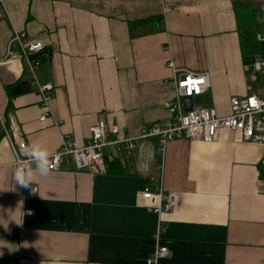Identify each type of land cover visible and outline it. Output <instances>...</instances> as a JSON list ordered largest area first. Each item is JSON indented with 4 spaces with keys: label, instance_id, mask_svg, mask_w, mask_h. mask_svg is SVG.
<instances>
[{
    "label": "crops",
    "instance_id": "obj_1",
    "mask_svg": "<svg viewBox=\"0 0 264 264\" xmlns=\"http://www.w3.org/2000/svg\"><path fill=\"white\" fill-rule=\"evenodd\" d=\"M257 4L3 0L2 129L5 125L12 139L22 136L29 146L38 142L52 154L62 135L86 146L101 120L137 135L169 116L171 59L178 68L210 74V88L193 98L194 109L226 116L232 98L264 94V80L253 67L264 57V43L255 55L243 54L236 13L240 5ZM150 18L154 23H143ZM15 32L45 46L36 76L40 85L54 87L49 110L27 61L8 55ZM46 113L50 117L41 122ZM118 160L125 174H94L71 165L23 188L14 181V154L4 134L0 264H147L162 246L169 255L157 264H264V145L235 142L222 130L214 143L174 141L165 154L156 139L140 141ZM159 175L177 199L175 209L161 216V229L158 215L141 203L144 187ZM33 187L37 195L25 198Z\"/></svg>",
    "mask_w": 264,
    "mask_h": 264
},
{
    "label": "built area",
    "instance_id": "obj_2",
    "mask_svg": "<svg viewBox=\"0 0 264 264\" xmlns=\"http://www.w3.org/2000/svg\"><path fill=\"white\" fill-rule=\"evenodd\" d=\"M253 1L264 5V0ZM3 0H0V5ZM1 16V14H0ZM257 41L264 43V15L263 32L257 35ZM44 44L31 39L25 32H15L8 43V55L20 57L27 61L30 73L33 76L46 110L52 98L54 87L51 84L40 85L36 72L40 68L39 55L45 49ZM170 47L168 48V50ZM256 72L264 73V57L258 56L254 65ZM171 70L170 82L174 85L172 102L169 104V116L160 123L143 127L137 135L125 134L116 125L108 126L101 120L91 129L90 142L79 147L72 136L62 135L60 149L52 154L51 171H58L64 167L74 165L79 171H90L94 174L106 173L107 165L125 155L131 154L140 141L156 139L159 150L165 154L167 146L174 141H190L214 143L218 141L222 130L230 131L235 142H251L264 145V94L234 97L230 101V113L219 116L214 109H190V100L204 94L210 88V74L207 72L194 73L187 69L178 68L173 59L168 62ZM48 112V111H47ZM46 113L40 118L46 122L49 118ZM3 131L8 139L14 154L13 167L16 161L26 158V149L29 147L22 136L12 139L7 127ZM32 188L25 191V198H32L38 193ZM142 206L160 218V229L163 228L161 216L171 213L177 203L176 195L164 187L162 176L152 177L141 193ZM16 238L15 233L11 234ZM169 255L167 247H158L147 259V264L157 262Z\"/></svg>",
    "mask_w": 264,
    "mask_h": 264
},
{
    "label": "trees",
    "instance_id": "obj_3",
    "mask_svg": "<svg viewBox=\"0 0 264 264\" xmlns=\"http://www.w3.org/2000/svg\"><path fill=\"white\" fill-rule=\"evenodd\" d=\"M264 5L254 6L240 5L236 8L238 21L239 43L243 54L255 55L260 50V43L257 41V34L263 25ZM156 18L144 21L145 24L154 23ZM158 19V18H157ZM4 137V131L0 122V139ZM126 173V168L119 160H115L107 165L106 174L122 175Z\"/></svg>",
    "mask_w": 264,
    "mask_h": 264
},
{
    "label": "clouds",
    "instance_id": "obj_4",
    "mask_svg": "<svg viewBox=\"0 0 264 264\" xmlns=\"http://www.w3.org/2000/svg\"><path fill=\"white\" fill-rule=\"evenodd\" d=\"M52 153L46 146L40 143H32L26 149V158L16 161L13 178L23 188H29L35 185L39 177L47 176L51 171ZM33 192H37L36 188H32ZM17 224L18 223L16 221Z\"/></svg>",
    "mask_w": 264,
    "mask_h": 264
},
{
    "label": "rangeland",
    "instance_id": "obj_5",
    "mask_svg": "<svg viewBox=\"0 0 264 264\" xmlns=\"http://www.w3.org/2000/svg\"><path fill=\"white\" fill-rule=\"evenodd\" d=\"M262 49H263L262 51L264 52V44L262 45ZM257 75H258V77H259L260 80H264V74H262L260 72H257ZM194 103H195V106L196 107H199L198 105H199L200 101L198 99H195L194 100Z\"/></svg>",
    "mask_w": 264,
    "mask_h": 264
},
{
    "label": "water",
    "instance_id": "obj_6",
    "mask_svg": "<svg viewBox=\"0 0 264 264\" xmlns=\"http://www.w3.org/2000/svg\"><path fill=\"white\" fill-rule=\"evenodd\" d=\"M192 102L191 108L190 109H194V105H193V99L190 100Z\"/></svg>",
    "mask_w": 264,
    "mask_h": 264
}]
</instances>
